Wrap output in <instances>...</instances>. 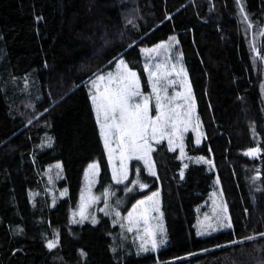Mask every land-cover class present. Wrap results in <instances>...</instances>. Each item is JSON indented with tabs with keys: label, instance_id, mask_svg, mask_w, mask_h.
Segmentation results:
<instances>
[{
	"label": "trees",
	"instance_id": "obj_1",
	"mask_svg": "<svg viewBox=\"0 0 264 264\" xmlns=\"http://www.w3.org/2000/svg\"><path fill=\"white\" fill-rule=\"evenodd\" d=\"M263 29L264 0H0V264H264ZM172 34L203 133L187 134L186 153L204 161L183 170L162 140L155 174L134 160L114 184L85 83L123 58L148 92L142 51ZM57 162L67 196L51 205ZM94 162L108 209L71 227ZM213 190L231 227L200 235ZM155 192L165 239L140 253L120 218Z\"/></svg>",
	"mask_w": 264,
	"mask_h": 264
},
{
	"label": "rangeland",
	"instance_id": "obj_2",
	"mask_svg": "<svg viewBox=\"0 0 264 264\" xmlns=\"http://www.w3.org/2000/svg\"><path fill=\"white\" fill-rule=\"evenodd\" d=\"M171 37H175V40L170 39ZM142 54L144 57V68L145 70L146 67L148 69V71H146L149 85L148 92L142 90L138 75L135 78L128 75L129 70H134L128 66L123 58L118 59L112 68L101 72V74L96 75L85 83L96 122L97 113L92 103V95L100 96L105 93L106 90L123 87L129 81L138 80L139 90L142 96L135 97L134 99L143 104L144 98H147L150 118L154 119L157 115V94L162 98V103L165 105V112H168L169 109H174L173 112H169L172 116V122L169 127L165 129V135L162 138L158 136L157 139L166 141L169 149V140L171 139L172 150L177 151L178 157L183 160V170L190 160L204 161V159L200 157H190L187 155L185 149V138L189 132L193 134L196 144H200L203 141V133L201 124L197 118L196 104L183 63V55L178 36L172 34L168 40L143 49ZM121 61H123V64ZM157 64L160 65L159 68L156 67ZM181 68H183L184 73H186V79L183 75H178ZM150 72L157 73L161 77H166V79H161L160 83L157 85L158 93L153 92V82H155L156 77L153 76L150 81ZM100 76H103L104 79H99ZM178 92L182 95L175 100H171L172 97H176ZM189 95L191 99H186ZM169 100H171V103H169ZM104 123V115L101 113L100 123L97 122V125L99 127L100 138L105 150L112 182L114 184H125L130 178L132 161L134 160L140 161L147 173L152 174L154 171L153 167L150 165V154L152 151H148V147L153 149L157 142L152 139L151 133H149L148 147L138 153L142 158L128 159V152L121 147L120 140L116 135H110L108 137V148L105 147V141L101 136L100 127V125ZM108 123H110V121ZM172 124L175 125V128L172 127ZM176 128H178L179 131H176ZM105 131L107 132L108 129L105 128ZM197 140H199V143H197ZM181 148H183V155L181 154ZM253 155H255V152L252 156ZM93 164L97 167L90 168L89 166ZM90 165L86 167L83 174L77 205L70 211L69 225L71 227L88 222L96 225L100 219L98 213L105 215L108 209L105 193H98L96 191L100 171L99 164L98 162H94ZM52 167L54 172L52 175L48 176V185L46 186V193L51 199V205L55 202L57 197L63 198L67 196L66 187H59L54 184L55 180L59 182L64 177L61 163L57 162ZM117 178H122L123 182L117 183ZM152 194L142 199L144 201L143 204L138 203L141 200L134 202L130 209L122 214V218H120L123 229H125L128 236L133 239L137 246V251L140 253L150 252L153 249L152 245L154 240L157 241V246H160L159 241L165 239V227L160 209L159 193L158 196L149 200L148 197L152 196ZM206 206L208 208L207 213L201 216L197 221L198 232H203V235H208L227 229L228 227H220L221 224H231L227 214L226 204L220 190H213L210 193ZM129 213H131V216H129ZM129 228L132 230L129 231ZM213 228L216 230L213 231ZM144 248L149 250L144 251Z\"/></svg>",
	"mask_w": 264,
	"mask_h": 264
},
{
	"label": "snow or ice",
	"instance_id": "obj_3",
	"mask_svg": "<svg viewBox=\"0 0 264 264\" xmlns=\"http://www.w3.org/2000/svg\"><path fill=\"white\" fill-rule=\"evenodd\" d=\"M247 19V17H245ZM170 39L175 40V37ZM154 51V50H153ZM123 64V61H121ZM157 68L160 67L159 64L156 65ZM146 71H148L146 67ZM128 75L135 78L137 76L135 71L129 70ZM170 75V73H169ZM178 75H183L186 79V73H184L183 68H181ZM155 76V82H153V92L158 93L157 85L160 83L161 79H166V77H161L157 73L149 74L150 81L152 77ZM99 79L103 80L104 77L100 76ZM190 92V89H189ZM181 93H177L176 97H172L171 100H175L177 97L181 96ZM142 96V93L139 90L138 80H133L127 82L123 87H117L115 89L106 90L105 93L100 96L92 95V103L94 110L97 113V122L100 123V115L103 113L105 123L101 124V136L104 138L105 147L108 148V137L110 135H116L119 140L121 147L128 152V159H141L142 157L138 154L141 150L148 147V138L149 133H151L152 139L156 140L157 143L160 142L157 137L162 138L165 135V129L169 127L172 122V116L169 112H173L174 109H169L168 112L164 111L165 105L162 103V98L159 94L156 95V117H149L148 109V100L144 98V103L141 104L137 102L134 98ZM186 99H191L190 95ZM169 100V103H171ZM110 121V123H108ZM172 127L175 128V125L172 124ZM105 128L108 131H105ZM176 131H179L176 128ZM171 139L169 140L170 150L171 148ZM199 143V140H197ZM148 151H154V149L148 147ZM256 149H251L249 152H246L245 155H252ZM181 154L183 155V148H181ZM90 168L97 167L96 165H90ZM152 174H155L154 171ZM183 176V173H181ZM117 183H122V178H117ZM143 187V186H142ZM131 191V189H129ZM158 196V193H153L152 196L148 197L151 200L153 197ZM143 204L144 201L141 200L138 202ZM158 211V209H157ZM131 216V213H129ZM211 227V226H209ZM220 227H231V224H221ZM132 229L129 228V231ZM213 231L216 229L213 228ZM198 234L203 235V232H198ZM264 236V233L261 234ZM247 240L255 239V237H247ZM160 244L164 243L163 240L159 241ZM231 244L237 243V241H231ZM48 247L51 249L55 247V242L50 241ZM153 249L157 247V241H153ZM144 251L149 249L144 248Z\"/></svg>",
	"mask_w": 264,
	"mask_h": 264
},
{
	"label": "water",
	"instance_id": "obj_4",
	"mask_svg": "<svg viewBox=\"0 0 264 264\" xmlns=\"http://www.w3.org/2000/svg\"><path fill=\"white\" fill-rule=\"evenodd\" d=\"M264 35V29L262 30V36Z\"/></svg>",
	"mask_w": 264,
	"mask_h": 264
}]
</instances>
